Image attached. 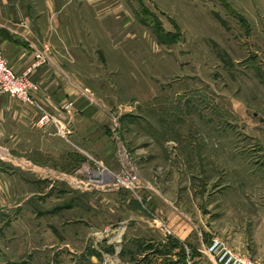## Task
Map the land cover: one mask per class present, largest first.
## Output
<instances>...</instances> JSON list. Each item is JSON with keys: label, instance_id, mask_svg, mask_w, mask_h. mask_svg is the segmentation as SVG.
<instances>
[{"label": "rangeland", "instance_id": "obj_1", "mask_svg": "<svg viewBox=\"0 0 264 264\" xmlns=\"http://www.w3.org/2000/svg\"><path fill=\"white\" fill-rule=\"evenodd\" d=\"M57 13L83 102L0 111V264H264V0H0Z\"/></svg>", "mask_w": 264, "mask_h": 264}, {"label": "crops", "instance_id": "obj_2", "mask_svg": "<svg viewBox=\"0 0 264 264\" xmlns=\"http://www.w3.org/2000/svg\"><path fill=\"white\" fill-rule=\"evenodd\" d=\"M35 19V21L33 19L15 20L12 17L0 15V50L8 68L17 76L28 73L29 79L38 87L34 100L48 108L56 109L57 104L67 101H70L72 105L82 103L83 99H80L83 97L82 90L77 82L69 81L71 78L66 72L67 63L62 58L63 51L57 43V29H63L60 25L63 22V16L57 13L38 16ZM62 29L59 30L60 41L71 54H76L77 48L70 39L72 34L69 33L68 37ZM38 53L42 55L43 61L38 67L31 68L35 63V55ZM59 55L61 57H58ZM0 111L3 114H9V117L15 120L27 123L34 122L38 115L23 114L21 111L35 112L31 107L25 105L22 107L20 103L5 95L0 97ZM57 115L60 119L64 117V114ZM13 194L9 188H3L0 185V207L11 203ZM20 204L24 205V199ZM18 206H20L19 203H16L13 207Z\"/></svg>", "mask_w": 264, "mask_h": 264}, {"label": "built area", "instance_id": "obj_3", "mask_svg": "<svg viewBox=\"0 0 264 264\" xmlns=\"http://www.w3.org/2000/svg\"><path fill=\"white\" fill-rule=\"evenodd\" d=\"M42 61V55L39 53L36 54L35 63L31 68L38 67ZM37 92L38 87L29 79L28 73H24L20 76L12 73V71L8 68L7 62L0 50V96L8 95L25 103H33L35 101L34 94ZM69 106L70 105H67L66 108ZM49 120V116L47 114H43L38 124L46 126ZM130 180L133 181L135 178L132 177L129 181Z\"/></svg>", "mask_w": 264, "mask_h": 264}, {"label": "bare ground", "instance_id": "obj_4", "mask_svg": "<svg viewBox=\"0 0 264 264\" xmlns=\"http://www.w3.org/2000/svg\"><path fill=\"white\" fill-rule=\"evenodd\" d=\"M118 239V236L117 237H115V240H117Z\"/></svg>", "mask_w": 264, "mask_h": 264}]
</instances>
